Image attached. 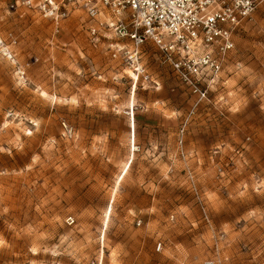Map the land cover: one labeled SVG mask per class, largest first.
Segmentation results:
<instances>
[{
	"label": "rangeland",
	"instance_id": "1",
	"mask_svg": "<svg viewBox=\"0 0 264 264\" xmlns=\"http://www.w3.org/2000/svg\"><path fill=\"white\" fill-rule=\"evenodd\" d=\"M17 1L0 0V264H264V0L192 116L152 44L161 88L132 95L79 6L55 34Z\"/></svg>",
	"mask_w": 264,
	"mask_h": 264
},
{
	"label": "built area",
	"instance_id": "2",
	"mask_svg": "<svg viewBox=\"0 0 264 264\" xmlns=\"http://www.w3.org/2000/svg\"><path fill=\"white\" fill-rule=\"evenodd\" d=\"M79 6L93 23L89 28L97 46H107L112 60L136 74L135 86L161 88L143 63L144 47L158 49L173 77L192 97L189 116L222 79L236 51V41L254 22L257 0H18L11 6L35 11L60 33L73 7ZM137 89V88H136ZM187 123L181 126L179 141ZM66 132H72L64 124ZM73 217L67 223L74 224ZM163 249L162 243L157 251ZM204 264H216L207 260Z\"/></svg>",
	"mask_w": 264,
	"mask_h": 264
},
{
	"label": "bare ground",
	"instance_id": "3",
	"mask_svg": "<svg viewBox=\"0 0 264 264\" xmlns=\"http://www.w3.org/2000/svg\"><path fill=\"white\" fill-rule=\"evenodd\" d=\"M129 74L133 77L132 79L136 80L137 76L135 73H133L132 71H129ZM132 111H131V118L134 116V105H132L131 107Z\"/></svg>",
	"mask_w": 264,
	"mask_h": 264
},
{
	"label": "crops",
	"instance_id": "4",
	"mask_svg": "<svg viewBox=\"0 0 264 264\" xmlns=\"http://www.w3.org/2000/svg\"><path fill=\"white\" fill-rule=\"evenodd\" d=\"M254 22H255V18H254ZM254 22H252V23H250V24H253ZM250 24H249V25H250ZM249 25H248V26H249ZM248 26H247V27H248ZM247 27H246V28H247ZM236 44H237V41H236ZM236 46H237V45H236ZM234 54H235V53H234ZM234 54H233L232 58L234 57ZM229 67H230V64H229L228 68H229ZM228 68L226 69V71L228 70ZM226 71H225V72H226Z\"/></svg>",
	"mask_w": 264,
	"mask_h": 264
}]
</instances>
